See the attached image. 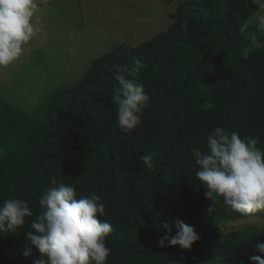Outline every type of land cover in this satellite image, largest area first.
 <instances>
[{
	"label": "trees",
	"instance_id": "obj_1",
	"mask_svg": "<svg viewBox=\"0 0 264 264\" xmlns=\"http://www.w3.org/2000/svg\"><path fill=\"white\" fill-rule=\"evenodd\" d=\"M254 12L252 0L186 2L169 29L95 59L83 82L56 96L43 141L0 131V204L23 199L39 214V197L56 179L74 184L77 198L101 197L106 215L100 219L112 227L107 264H249L250 256L260 255L254 243L264 242V210L246 216L221 197L207 199L192 149L205 148L217 126L258 137L264 147V32L251 28L255 41L239 32ZM136 64L148 106L139 127L121 138L112 100L115 70ZM147 154L154 156L152 169L140 159ZM34 218L0 235V264L40 258L34 247L23 254ZM175 220L199 234L191 250L158 246V226L173 225L174 235ZM242 220L251 223L228 228Z\"/></svg>",
	"mask_w": 264,
	"mask_h": 264
},
{
	"label": "clouds",
	"instance_id": "obj_2",
	"mask_svg": "<svg viewBox=\"0 0 264 264\" xmlns=\"http://www.w3.org/2000/svg\"><path fill=\"white\" fill-rule=\"evenodd\" d=\"M255 12L239 26L241 36L255 41L250 31L264 32V0H252ZM40 9L39 0H0V68H7L17 61L27 46L40 33L35 22ZM247 58L249 49H242ZM112 100L117 108V124L123 136L130 135L142 122L149 96L138 79L140 66L123 65L117 68ZM258 137H241L237 131L222 126L214 127L207 136L206 147L192 149L198 170L196 179L205 189V197L213 202L221 197L224 205L241 215H252L264 210V147H259ZM140 159L148 169L153 168L154 156L147 154ZM49 188L39 197L42 211L34 214L23 199L8 198L0 204V235L17 232L31 220L26 233L30 245L25 244L24 256L32 248L40 253L33 264H107L111 249L106 238L111 225L100 217L106 215L101 197L95 194L77 198L74 184L51 181ZM213 208L209 209L212 212ZM173 225L160 224V248L179 246L191 250L200 240L192 226L181 220ZM249 264H264V242H255Z\"/></svg>",
	"mask_w": 264,
	"mask_h": 264
},
{
	"label": "rangeland",
	"instance_id": "obj_3",
	"mask_svg": "<svg viewBox=\"0 0 264 264\" xmlns=\"http://www.w3.org/2000/svg\"><path fill=\"white\" fill-rule=\"evenodd\" d=\"M46 1L49 5L60 2ZM202 1L90 0L92 8H88L85 25L67 17L58 21L57 11L41 2L34 19L45 33L40 31L42 37L37 35L25 46L22 56L12 65L0 68V131L22 140L43 141L56 96L83 82L95 59L122 43L140 46L169 29L182 4ZM70 13L76 11L70 9L67 14ZM41 39L44 42L38 43ZM250 223L235 221L228 228L239 230ZM252 223L263 225L258 220Z\"/></svg>",
	"mask_w": 264,
	"mask_h": 264
},
{
	"label": "crops",
	"instance_id": "obj_4",
	"mask_svg": "<svg viewBox=\"0 0 264 264\" xmlns=\"http://www.w3.org/2000/svg\"><path fill=\"white\" fill-rule=\"evenodd\" d=\"M88 1L90 0H60L59 3H57L56 5H49L50 2L46 1V0H39V3H43V6L47 7V8H50V9H53L55 11H57L58 15L56 17V19L58 21L64 19V17H67L69 20H79L81 21L82 25H85L87 24L86 22V18H88V15H87V12H88V8H92V5L88 3ZM116 1V0H114ZM63 2V3H62ZM74 5V6H73ZM70 9H73L76 11L75 14H67V12L70 10ZM43 12L47 13V12H50L54 15V11L52 10H49L47 9V12L45 10H42ZM123 16V15H121ZM38 19V18H37ZM121 20V19H120ZM37 23V21H35ZM41 32H44L42 29H41ZM39 33L38 34V38H41L42 37V33ZM109 32V31H108ZM45 33V32H44ZM45 37V36H44ZM42 41H38V43H42L44 42V39H41ZM123 44V43H122ZM120 46V45H118ZM73 47V46H71ZM117 48V47H116ZM108 54V53H107ZM98 59V58H97ZM92 66V65H91ZM90 69V68H89ZM88 69V70H89Z\"/></svg>",
	"mask_w": 264,
	"mask_h": 264
}]
</instances>
